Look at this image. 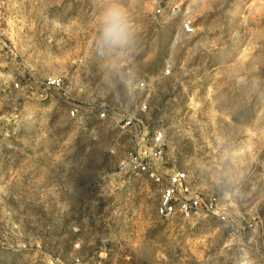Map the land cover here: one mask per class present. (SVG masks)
Returning <instances> with one entry per match:
<instances>
[{
	"label": "rangeland",
	"instance_id": "1",
	"mask_svg": "<svg viewBox=\"0 0 264 264\" xmlns=\"http://www.w3.org/2000/svg\"><path fill=\"white\" fill-rule=\"evenodd\" d=\"M122 2L139 35L101 55L98 0H0L5 73L29 85L19 103L0 105L19 125L15 147L0 151V264H241V216L264 227V0L250 2L256 17L229 15L242 0ZM48 75L85 81L83 97L108 117L89 105L85 122L69 117ZM116 113L135 117L130 131ZM135 127L165 132L162 166L187 170L225 220L157 216L155 188L119 170ZM263 246L252 239L250 264H264Z\"/></svg>",
	"mask_w": 264,
	"mask_h": 264
},
{
	"label": "built area",
	"instance_id": "2",
	"mask_svg": "<svg viewBox=\"0 0 264 264\" xmlns=\"http://www.w3.org/2000/svg\"><path fill=\"white\" fill-rule=\"evenodd\" d=\"M170 13L173 16L180 14L177 6H169ZM156 13L161 15L163 9L157 8ZM195 27L192 18L184 15L181 22V32L184 35L194 33ZM80 63L85 60L80 58ZM77 70V69H76ZM171 69L167 67L163 70L164 75H169ZM12 83L16 88L29 87L28 83L20 86L13 74H7L2 63L0 53V86ZM43 85L46 90L62 95L69 103L68 115L80 123L92 116L85 111L86 105L96 110V117L104 120L108 117V109L100 107L96 101L86 100L83 93L86 89V83L82 80L67 81L60 75L46 76ZM137 88L146 87L145 81L137 82ZM27 91V90H26ZM41 97L44 95L41 94ZM48 96H45V99ZM141 108L147 109V98L142 101ZM15 109V108H13ZM89 115V116H88ZM118 126L124 131H130L135 125V117L131 114L116 113ZM132 131V130H131ZM138 138L135 145L126 152L119 162V170L122 174L132 175L135 179H142L152 185L158 193V204L155 212L162 219L179 218L194 222H201L213 218L226 219L224 210L218 207V201L215 197H207L196 185L193 184L191 176L187 170L165 169L162 166L165 147V132L161 129L153 131L152 136L146 135L136 127L133 130ZM19 132V125L15 114L3 111L0 108V151L4 149H13ZM242 217V223L235 230L233 240L238 244L240 251L241 264H250L251 253L249 245L252 239L264 237V227L259 218ZM257 252L264 254L263 248H257Z\"/></svg>",
	"mask_w": 264,
	"mask_h": 264
},
{
	"label": "clouds",
	"instance_id": "3",
	"mask_svg": "<svg viewBox=\"0 0 264 264\" xmlns=\"http://www.w3.org/2000/svg\"><path fill=\"white\" fill-rule=\"evenodd\" d=\"M95 44L101 55L118 54L139 35L134 18L122 0H98Z\"/></svg>",
	"mask_w": 264,
	"mask_h": 264
},
{
	"label": "crops",
	"instance_id": "4",
	"mask_svg": "<svg viewBox=\"0 0 264 264\" xmlns=\"http://www.w3.org/2000/svg\"><path fill=\"white\" fill-rule=\"evenodd\" d=\"M241 1V0H239ZM245 1V6L240 9L239 8V13H232L230 12L229 15H238V16H258L257 11L251 7L250 2L257 1V0H242ZM255 10V12H252ZM208 13H209V6H208ZM224 15H227L224 14ZM27 95V91L25 88H16L13 86L12 83L6 85V87H1L0 86V105L5 103V101H10L11 104L19 103L23 97ZM197 246L199 247V242H197Z\"/></svg>",
	"mask_w": 264,
	"mask_h": 264
}]
</instances>
